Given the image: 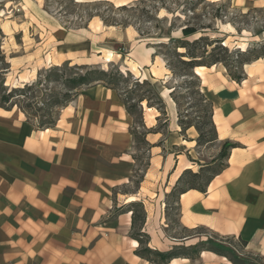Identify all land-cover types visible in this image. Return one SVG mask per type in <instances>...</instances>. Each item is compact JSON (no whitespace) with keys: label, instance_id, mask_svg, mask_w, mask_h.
I'll return each mask as SVG.
<instances>
[{"label":"crops","instance_id":"obj_1","mask_svg":"<svg viewBox=\"0 0 264 264\" xmlns=\"http://www.w3.org/2000/svg\"><path fill=\"white\" fill-rule=\"evenodd\" d=\"M229 1L237 8L264 9V0ZM25 2L0 0V48L9 64L3 76L19 86L35 79L50 49L58 57L57 66L60 61L76 65L89 60L93 52L101 58L100 47L105 44H127L134 38L128 37L127 28L104 25L96 17L84 28L66 30L44 12L41 0H29L32 7ZM117 2L126 5L127 0ZM33 8L38 17L33 16ZM97 23L99 28L92 29ZM48 35L54 41L46 45ZM153 54L152 48L143 52L134 48L130 61L146 72L144 76L157 81L169 78L162 60L161 67L155 66ZM216 66L197 67L195 73L210 95L217 141L236 147L205 192L190 189L179 196L182 234H169L163 202L151 212L144 207L142 231L149 236L150 248L167 252L205 242L207 235L198 231L204 229L220 238L245 241L243 252L264 260V59L244 66L241 84L231 79L226 86L209 83L204 72ZM161 99L166 135H145L148 158L142 179L136 192L124 194L119 189L130 184L137 163L132 156L133 118L115 90L102 84L81 90L60 110L54 127L47 129L36 128L17 108H0V264H153L135 253L138 243L130 237L131 212L126 206L142 202L143 187L149 191L157 184L160 194L154 189V197L162 201L183 171L198 172L214 165L188 161L198 134L193 127L181 132L176 105L169 96ZM144 110L152 128L159 113L155 108ZM161 139L162 144L157 143ZM116 208L124 210L114 214ZM168 264L232 263L205 250L193 258H173Z\"/></svg>","mask_w":264,"mask_h":264},{"label":"rangeland","instance_id":"obj_2","mask_svg":"<svg viewBox=\"0 0 264 264\" xmlns=\"http://www.w3.org/2000/svg\"><path fill=\"white\" fill-rule=\"evenodd\" d=\"M24 1H26L25 5L32 7V3L29 2V0ZM115 1L118 0H74L73 2H71V0H41V4L43 6L44 12L56 19L66 30H75L77 28L86 27L88 20L91 18L90 16L96 17L99 20L103 18L109 22H115L119 24L118 27L121 30L127 28V32L129 33L128 37H134L130 42L122 45H110V43L105 44L104 47H100V51L102 53L101 58L97 56L96 52H93L92 55H90L89 60H84L81 62V64L76 65H86L96 70L108 72L117 71L120 73L122 78L119 84L118 93L122 95V98L125 97L126 91L129 92L132 90V97L134 99L141 95H145L149 98L159 97L160 99L162 95L163 97L167 98V96L170 97L171 91L174 88H177L175 92V97L178 100V106L176 107L177 116L179 113L182 117L187 116L189 120H193L197 116L201 115V110L204 105L201 101V94L204 95V99L209 101L208 98L210 95L205 92L204 86H201L202 79L199 78L200 91H198L194 87L185 85V80L182 77H174L170 71L169 78L163 79L161 81L155 80L152 76H144V70L142 71V69H138L136 64L130 61L134 56V48L135 50L139 49L142 52L144 49L152 48L154 53L153 55L156 56L155 66L161 67L162 63L160 60H162L166 67L168 61H170L168 58V51L167 49L160 48L159 43H168L169 37L179 38L181 36L180 27L186 24L192 17H197V20L204 24L211 23L213 29H215V32H209V36L211 38L217 37L224 39V44L229 48L230 51H233L237 48L241 50L254 48L258 43H264V9L261 8H237L236 6H233L229 0H204L203 3L196 5L195 10L192 11V14L189 10L191 3H196L197 0H155L157 5L162 6V8H160L156 13H153L155 20H152L149 19L147 15L140 16L139 13L134 11L120 10V6H117ZM136 1L137 0H127L126 5L134 6ZM87 3H93L94 5L87 6ZM210 3L218 4V6L224 5V7L220 9V13L224 17L222 21L219 19H209V13L213 12L217 8V6L213 7L208 5ZM23 9L25 10L24 7ZM33 9V16L38 17L35 8ZM249 10L251 11L246 18L236 17L238 14H245ZM24 12L29 16L26 11ZM33 16L29 17L32 21H36ZM123 24H126L127 27H124ZM95 25H92V29H94ZM237 29H239V31H237ZM199 36H201V34L198 33L189 37L188 40L193 41ZM53 41L54 39L52 36L48 35L45 43L48 45ZM108 46L109 48H107ZM110 47H114V51H112ZM108 52L113 55L112 56L110 54V62L105 61V57L109 55ZM131 52H133V54L129 55ZM45 55L46 63L44 66H42V68L37 69L35 79L39 71L67 64L66 62L60 61V64L58 66L56 65L55 59H58V57L56 56L53 49H50V51ZM48 55L52 58L48 57ZM11 56L12 55H8V57ZM5 58H7L6 55ZM35 59L38 61V63H41L40 57L38 55L35 57ZM124 62L129 69H132L133 74L125 69L127 67L124 65ZM74 65L75 64L73 63L68 64L67 67H73ZM133 67H135L136 70ZM32 69H35V67H32ZM69 73H73V71H70ZM204 78L211 84L212 81H216L226 86L230 82V78L227 76V73L222 65H217L216 68L211 71H205ZM35 79L30 83L34 82ZM143 80H146L150 85L145 86L142 89H134L132 86L133 83L135 81L141 82ZM14 81L15 80L13 78L10 80L5 77L4 85L5 83L11 85L13 83V86H8L9 89L21 87ZM201 89L203 90V93ZM154 102L155 101L153 100L150 101L152 104H154ZM145 107H147L146 101H144V105L141 104L142 114L132 117V132L135 133L132 156L137 163V170L130 184L119 189L120 194L133 193L136 192L138 188V182L140 178H142V172L145 169L148 158V147L144 140L145 135L149 132H158L163 136V138L166 135L167 117L160 116V113L158 112L160 118L152 128H148L150 124H153V121L151 123L149 122V113L145 112ZM144 121H146L147 126H144ZM162 142L163 139L159 140L157 143L162 144ZM220 144L221 143L218 141H215L210 144L197 146L194 152H191V154L188 155V161L190 163H214V165L211 166L210 170H208L202 175L200 179L196 181H192L186 177L179 187V190L190 186H203L205 181L210 178L212 174L218 172L224 166V161L218 160ZM193 170L197 171V168H194ZM154 189L160 194V188L158 184L155 188L151 186L149 191L148 188L143 187V190L140 192L141 201H145V206H143L146 207L149 212H151L154 208L157 209L159 206H161L162 202L165 203V198H163L162 201H159L160 196L158 198L154 197V194L156 193ZM144 196L146 197L143 198ZM174 199V197H170L168 200H166L169 204L168 210H166L165 205L163 206L166 212V218L168 220V231L171 232L169 233L170 235L182 234V231L180 228H178V211H176V208L173 204ZM198 231L206 234L207 239L211 237H218L212 233L206 232L204 229H199ZM234 240L236 241L235 238ZM231 256L238 264H264V261H256L254 259L255 256H242L234 251L231 253Z\"/></svg>","mask_w":264,"mask_h":264},{"label":"trees","instance_id":"obj_3","mask_svg":"<svg viewBox=\"0 0 264 264\" xmlns=\"http://www.w3.org/2000/svg\"><path fill=\"white\" fill-rule=\"evenodd\" d=\"M73 1L74 0H71V2ZM203 2L204 0H197L196 3H191L190 12L193 14L192 11L195 10L196 5ZM86 5L90 6L94 4L87 3ZM208 5L213 7L217 6L213 12L209 13V19H219L222 21L224 17L220 13V9L224 7V5L218 6V4L215 3H210ZM160 8H162V6H158L155 0H137L134 6L122 5L119 7V9L123 11L137 12L140 16L147 15V17L152 20H155L153 13H156ZM250 11L251 10L245 14H238L236 17L246 18ZM90 17L92 18L93 16ZM101 21L107 26L119 25L103 18H101ZM123 26L127 27L126 24H123ZM237 31H239V29H237ZM209 32H215L211 23L204 24L197 20V17H192L186 24L180 27L181 36L179 38L169 37L168 43H159L160 48L167 49L168 51V58L170 61H168L166 67L174 77H182L185 80V85L189 87H194L200 91L199 77L194 74V70L197 67L210 68L212 66L222 65L227 76L237 84H241L245 79L244 66L259 59H264V43H258L254 48H247L245 50L237 48L230 51L224 44V39L217 37L211 38L208 34ZM198 33L201 34V36L197 39L193 41L188 40L189 37ZM2 38L3 36L0 32V46ZM67 65L68 63L59 67H52L47 70L39 71L34 82L9 89L4 85L3 76L9 68V64L5 55L0 50V108L7 111L17 108L36 128L47 129L54 127L60 110L72 102L81 90L95 84H102L106 88L115 90L117 93L119 92V84L122 75L117 71L108 72L96 70L86 65H74L73 67H67ZM70 71H73V73H69ZM149 85L150 84L146 80H143L141 82L135 81L132 86L134 89H142ZM176 90L177 88H174L171 91L170 97L177 107L178 100L175 97ZM132 93L133 90L129 92L126 91L124 98L118 93L129 115L132 117L138 114L141 115V103L146 101L148 108H155L160 113V116H166L163 101L159 97L149 98L145 95H141L134 99ZM200 97L204 104L200 116H197L193 120H189L187 116L182 117L179 113L177 116L181 132H184L190 127L196 130L198 134L196 146L210 144L215 141L217 142L216 128L212 121V103L204 99L205 97L203 94H201ZM152 100L155 101L154 104L150 103ZM132 135L135 137L134 132H132ZM145 144L147 143L145 142ZM235 147L236 145L229 141L222 142L220 144L218 160L224 161L225 163L228 159L230 150ZM223 167L218 172H220ZM210 168L211 166L201 167L198 172H193L190 169L183 171L171 191L165 195L166 210H168L169 206L166 200L170 197L175 198L173 204L176 211H178V201L181 194L190 189L205 192L209 182L218 172L212 174L210 178L205 181L203 186H190L181 190H179V187L186 177L192 181H196L210 170ZM141 179L142 178H140V180ZM126 207L128 209L127 212H131L130 237L138 243V249L135 253L137 256L150 263L168 264L173 258H193L198 256L201 251L205 250L227 258L232 264H238L231 256L233 251L242 256L247 255L243 252L246 247V242L241 239H236L235 241L234 238L230 237H211L194 247L173 248L167 252L152 249L149 247V236L142 231L146 217L142 202L133 201ZM123 210L124 208H116L114 214ZM254 259L258 262L264 261L257 256H255Z\"/></svg>","mask_w":264,"mask_h":264},{"label":"bare ground","instance_id":"obj_4","mask_svg":"<svg viewBox=\"0 0 264 264\" xmlns=\"http://www.w3.org/2000/svg\"><path fill=\"white\" fill-rule=\"evenodd\" d=\"M122 5L124 6L125 4H123L122 2H117V6H122ZM98 28H99V23L94 26L95 30H97ZM105 61L106 62H110L111 61V55L110 54L105 57ZM133 68L135 69V67H133ZM141 104L144 105V101ZM133 198L134 197H132V198L129 197L128 199H129V201H133Z\"/></svg>","mask_w":264,"mask_h":264},{"label":"water","instance_id":"obj_5","mask_svg":"<svg viewBox=\"0 0 264 264\" xmlns=\"http://www.w3.org/2000/svg\"><path fill=\"white\" fill-rule=\"evenodd\" d=\"M194 74L196 75L195 70H194Z\"/></svg>","mask_w":264,"mask_h":264}]
</instances>
